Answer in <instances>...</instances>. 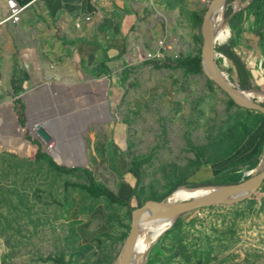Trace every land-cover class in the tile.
Returning <instances> with one entry per match:
<instances>
[{"label": "rangeland", "instance_id": "1", "mask_svg": "<svg viewBox=\"0 0 264 264\" xmlns=\"http://www.w3.org/2000/svg\"><path fill=\"white\" fill-rule=\"evenodd\" d=\"M233 2L240 7V0ZM179 7L182 14L175 16L174 9L169 11L170 7L162 3L152 6L158 21L155 46L163 41L170 48L151 60L146 55L157 48H148L140 63L130 62L133 65L123 71L126 88L118 118L128 125L130 142L125 153L130 160H139L142 173L137 176L135 208L127 211L125 205L120 207L128 222L121 246L133 209L149 199H163L177 188V181L189 179L201 184L216 179L220 166L238 165L230 177L221 176L223 181H242L264 169V114L237 105L205 73L201 27L207 6L200 14L190 10L192 6L184 1ZM224 10L225 7L222 22L229 27ZM216 53L220 72L239 83L232 62ZM189 62L193 70L188 69ZM168 78L174 85L169 89L172 93L160 86L161 80ZM5 86L9 88L7 83ZM251 89L264 91V84ZM251 98L264 103L259 94ZM100 114H104L100 106L94 109L86 104L82 111L86 120ZM24 129L27 135L32 133L29 126ZM19 133L17 127L1 125L0 141ZM85 134L86 148L91 152L84 163L93 168L100 160L98 151L104 154L106 144L97 130L91 138ZM246 142L250 147L243 151ZM9 145L13 143L6 146ZM194 146L207 148L202 158L195 159L191 149ZM253 160L255 164L248 163ZM4 161L11 167L5 169L3 165L0 171V264H56L73 245L71 223L64 217L67 207L55 198V192L40 187L44 177L38 173L40 168L12 158ZM204 166L210 172L199 174ZM68 177L70 186L72 180L81 182L82 178L89 183L86 174L69 173ZM85 197L89 198L86 190ZM178 217L142 254L140 264H264V182L243 201L204 207Z\"/></svg>", "mask_w": 264, "mask_h": 264}, {"label": "crops", "instance_id": "2", "mask_svg": "<svg viewBox=\"0 0 264 264\" xmlns=\"http://www.w3.org/2000/svg\"><path fill=\"white\" fill-rule=\"evenodd\" d=\"M17 1L29 7L21 23L14 24L4 23L6 2L0 0V126L20 131L0 141V171L3 165L5 169L11 167L4 161L10 158L41 169L38 173L44 177L40 187L55 192V198L67 207L64 217L71 223L73 245L68 255L59 257L65 264H113L128 225L121 208H135L137 176L142 173L139 160H130L125 153L130 142L128 125L118 118L126 88L123 71L133 65L130 62L140 63L146 49L156 47L158 21L152 13L153 5L162 3L170 7L169 11L174 9L175 16L182 14L181 1L198 14L207 5L202 0ZM251 3L252 0H240V7L235 2L225 6L224 17L231 13L227 20L233 34L215 47H230L236 52L246 66L248 88L264 84V28L258 30L259 16ZM193 12L186 14H196ZM241 12L239 25L237 15ZM231 19L236 25L230 24ZM172 83L168 78L161 80L160 86L169 91ZM86 104L94 109L100 106L104 114L84 119ZM38 125L50 134L49 142L37 133ZM28 126L32 133L27 135L24 127ZM92 128L99 131L106 145L104 154L98 151L99 162L90 168L84 163L91 152L86 148L85 132L87 137H93ZM247 142L243 151L250 147ZM191 149L196 160L207 151L204 147ZM51 161L74 171L62 172ZM228 168L220 166L215 175ZM85 170L122 201L92 196L84 188L89 185L84 178L81 182L72 180L70 186L69 173L84 175ZM202 172H210L209 167L204 166L199 174Z\"/></svg>", "mask_w": 264, "mask_h": 264}, {"label": "water", "instance_id": "3", "mask_svg": "<svg viewBox=\"0 0 264 264\" xmlns=\"http://www.w3.org/2000/svg\"><path fill=\"white\" fill-rule=\"evenodd\" d=\"M230 0H211L210 5L207 8V11L203 18V23L201 27V33L203 36V53L206 58V65L208 69V77L213 79L218 86L233 102L237 105L251 110H255L264 114V105L248 97L240 92L237 85L234 84L227 77H224L223 73L220 72L219 67L216 62V49L215 44L212 43V11L216 5H222L223 9ZM223 17V14H222ZM205 71V65L203 64ZM206 73V72H205ZM37 133L41 138L49 142L51 140L50 134L46 129L38 125L36 127ZM264 182V169L253 176L244 179L237 183H229L216 185L219 186V190L214 194L204 196L202 198H194L180 203L179 206L172 208L173 213L178 217L187 212H191L200 208L209 207L213 205L221 204H235L240 201L245 200L246 198L252 196ZM201 187H213V185L198 186L192 188H201ZM175 190L171 191L174 192ZM169 193L167 196H169ZM166 196V197H167ZM161 200L149 199L141 204L139 207L133 210L132 220L129 224V230L127 236L124 240L122 246L125 247L124 251H120L116 259V264H129L135 250V243L139 233L138 221L144 211L151 206L159 207L162 209H168L167 204L164 202L165 198ZM121 246V247H122ZM121 250V249H120Z\"/></svg>", "mask_w": 264, "mask_h": 264}, {"label": "bare ground", "instance_id": "4", "mask_svg": "<svg viewBox=\"0 0 264 264\" xmlns=\"http://www.w3.org/2000/svg\"><path fill=\"white\" fill-rule=\"evenodd\" d=\"M240 4V3H239ZM223 6L216 5L212 11V43H223L231 38V29L222 22L223 21ZM221 22L219 27L216 24ZM225 57V56H222ZM202 63L205 65V72L208 73L206 58H201ZM228 62H231L229 58H226ZM224 75V74H223ZM225 77V76H224ZM238 87V86H237ZM240 92L248 97L252 94H259L264 98L263 90L255 89H242L238 87ZM219 186L213 185V187H201L192 188L188 186H179L175 188L169 196H167L164 202L167 204L168 209H162L159 207H148L141 215L138 221L139 233L135 243V250L133 257L129 264H140V258L152 245H155L164 232L174 223L177 216L173 213L172 208L177 207L180 203L194 198H202L214 194L219 190ZM124 244V243H123ZM125 247L122 246L120 251H124ZM113 264H116V260Z\"/></svg>", "mask_w": 264, "mask_h": 264}, {"label": "trees", "instance_id": "5", "mask_svg": "<svg viewBox=\"0 0 264 264\" xmlns=\"http://www.w3.org/2000/svg\"><path fill=\"white\" fill-rule=\"evenodd\" d=\"M233 2V0H230L227 4ZM226 4V5H227ZM251 7H254L256 9V15L259 16V27L258 30L261 31L264 28V0H252L251 3ZM241 14V15H240ZM240 14L237 15V17L240 19L239 22L237 21V23L240 25L241 21H242V17H243V12H241ZM231 15L230 14H225V18H229ZM230 24L231 25H236V21L234 20H230ZM217 52L222 53L224 56H226L227 58H229L231 60V62L234 64V66L237 69L238 72V76L239 78V85L241 86L242 89H251L248 88L245 80L248 79V72L246 70V66L244 64V62L238 57V55L236 54V52L234 50H232L230 47H221L216 49ZM191 68H188L189 70H193V63L189 62V65ZM255 100V99H254ZM262 103V102H261ZM264 105V103H262ZM39 157H41V154L38 155L37 159H39ZM52 165L55 166V168H57L58 170L62 171V172H73L74 169L73 168H67V167H62V166H58L54 161H51ZM248 163H253L255 164V160L248 162ZM246 163V164H248ZM138 164L140 165V162H138ZM238 165L236 166H231L229 167L227 170H225L223 173H221L219 175L218 178L216 179H210V180H206L203 183H198V182H189L186 180H180L176 182V187L179 186H188V187H198L200 185H222V184H229V183H237L240 182L241 179L239 178H234L230 181H223L222 179V175L223 176H228L230 177L231 173L237 172L238 170ZM86 174L88 175L87 177L89 178V185H85L84 188L92 195L95 197H99L101 195H105L108 198H110L113 202H121L122 199H120L119 197H116L114 195V193L112 191H110V189H108L105 186L99 185L97 184V182L95 181V179L93 178V175L91 174L90 171L85 170ZM233 178V177H231ZM249 177H245L243 179H247ZM167 196V195H166ZM165 196V197H166ZM180 220V217L177 218V221ZM58 264H65V262L63 261V259L59 258L56 261Z\"/></svg>", "mask_w": 264, "mask_h": 264}, {"label": "built area", "instance_id": "6", "mask_svg": "<svg viewBox=\"0 0 264 264\" xmlns=\"http://www.w3.org/2000/svg\"><path fill=\"white\" fill-rule=\"evenodd\" d=\"M207 6L210 5L211 0H202ZM6 2V9H5V13L7 15L5 22H12L14 24H19L22 21V15L24 14V12L28 9L29 6H22L20 5V3L17 0H5ZM77 26H79V24H77ZM156 50H154L153 53L149 52L147 53V58L149 60L151 59H156L159 58L161 56H163V52L170 47H166V45L164 44L163 41L158 42V44L156 45ZM220 56H223L222 54H220ZM236 84L238 87H241L239 85V83H234ZM249 90V89H248Z\"/></svg>", "mask_w": 264, "mask_h": 264}]
</instances>
